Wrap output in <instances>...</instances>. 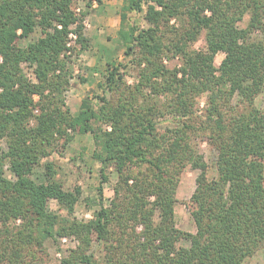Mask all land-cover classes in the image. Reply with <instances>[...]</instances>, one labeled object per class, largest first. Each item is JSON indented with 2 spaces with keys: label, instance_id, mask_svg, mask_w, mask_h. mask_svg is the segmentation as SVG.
Instances as JSON below:
<instances>
[{
  "label": "trees",
  "instance_id": "obj_1",
  "mask_svg": "<svg viewBox=\"0 0 264 264\" xmlns=\"http://www.w3.org/2000/svg\"><path fill=\"white\" fill-rule=\"evenodd\" d=\"M74 1L0 0V264H39L57 237L78 241L60 264H242L264 248V112L254 102L264 89V0H125L116 37L137 81L107 61L100 92L72 114L71 57L89 47ZM143 4L139 27L128 12ZM165 115L173 124L160 129ZM76 133L91 134L100 165L98 207L86 220L73 215L80 187L65 188L53 162L35 176ZM197 137L216 150L212 178ZM188 165L198 170L193 233L176 227L174 212ZM109 168L116 179L104 203Z\"/></svg>",
  "mask_w": 264,
  "mask_h": 264
},
{
  "label": "rangeland",
  "instance_id": "obj_2",
  "mask_svg": "<svg viewBox=\"0 0 264 264\" xmlns=\"http://www.w3.org/2000/svg\"><path fill=\"white\" fill-rule=\"evenodd\" d=\"M125 0H101L99 4L96 0H75L74 6L77 11L85 12L84 25L85 36L89 40V47L78 54H73L70 63V85L65 93V102L70 112L75 114L78 111L81 100L86 97H93L100 92L98 82L103 80L102 75L106 71V62L115 60L124 66L120 68L124 79L128 84L137 81V74L134 65L130 63L128 56L124 54L122 45L117 40V30L119 27V14ZM90 3V5L88 4ZM146 5L143 4L142 12H128L130 21L135 22L139 27H146L147 23L143 19ZM247 17H245L244 22ZM243 24V23H242ZM38 32H34L26 40H21L20 44L25 45L28 41L36 38ZM203 45V35L198 38L193 48L198 49ZM223 58V53L219 52L215 56L214 63L218 65ZM163 62L168 66L178 64L177 59L168 61L163 58ZM24 74L29 79H34L32 68L27 63L21 64ZM197 104L203 106L204 96L197 97ZM256 107L264 112V89L254 99ZM196 104V106H197ZM158 127L164 129L171 126L172 120L169 115L161 116L157 120ZM200 153L203 154L207 162V176H215L216 150L206 140L197 137L195 139ZM5 148V144L0 140V151ZM94 148L93 139L90 133H76L73 140L53 151L47 158L41 160L35 168V176H39L43 171V164L46 160L54 163L56 167V177H58L65 188L71 189L79 186L81 195L75 206L74 216L79 220H86L91 217L92 211L98 207V185H99V163L92 158ZM109 182L103 183V201L108 202L112 196L111 184L116 179V174L108 169ZM197 169H192L189 165L180 174L176 189L177 202L174 206L176 227L182 231L195 232V224L192 212L190 211V196L195 187V177ZM6 175L10 173L6 171ZM51 208L55 212L65 214L63 210L57 208L55 202H51ZM187 240H180L179 245L187 246ZM78 241L75 237H62L55 240L49 239L45 242L42 250L38 252L41 260L39 264H60L62 256L68 253V249L75 247ZM242 264H264V248L260 246L255 252L246 258Z\"/></svg>",
  "mask_w": 264,
  "mask_h": 264
}]
</instances>
